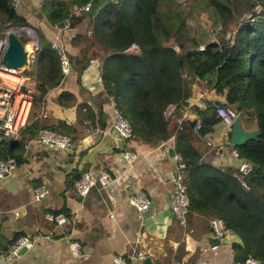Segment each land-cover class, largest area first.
Listing matches in <instances>:
<instances>
[{"label": "crops", "instance_id": "crops-1", "mask_svg": "<svg viewBox=\"0 0 264 264\" xmlns=\"http://www.w3.org/2000/svg\"><path fill=\"white\" fill-rule=\"evenodd\" d=\"M33 2L39 4V0H30ZM16 11L28 23L36 24L28 18L27 9ZM36 22L41 33L54 40L53 27L44 19ZM77 32L70 26L59 33L69 56V70L58 86L47 89L43 103L33 107L31 115V121L41 119L50 129L59 127L71 137L73 149H49L36 137L29 138L27 132L17 138L22 141L19 161L0 182V264H114L115 257L126 264H234L231 234L217 241L211 219L194 215L180 224L170 212V178L177 164L175 134L168 132L162 140L146 143L121 139L112 129L114 102L100 77L106 51L91 40V50L85 51L89 61L81 69L76 63V59L82 63L79 47L72 42ZM215 102H223L221 96L195 86L175 130L199 119V113ZM241 125L245 131L256 130L253 121L247 125L241 121ZM228 133L221 120L209 134L191 138L202 161L237 169ZM125 152L135 154L134 162L124 160ZM102 170L112 177L110 184L79 196L73 186L75 177ZM41 185L48 193L35 201V189ZM134 193L150 200L147 211L138 213L129 205L128 197ZM49 212L64 213L69 222L62 226L51 223L46 219ZM18 236L33 237L34 244L14 261H6L4 251ZM74 241L79 243L78 258L70 250ZM212 246L217 249L212 251ZM138 252L143 253V259L135 258ZM220 256L223 261L218 262Z\"/></svg>", "mask_w": 264, "mask_h": 264}, {"label": "trees", "instance_id": "trees-1", "mask_svg": "<svg viewBox=\"0 0 264 264\" xmlns=\"http://www.w3.org/2000/svg\"><path fill=\"white\" fill-rule=\"evenodd\" d=\"M247 1L249 16L233 21L229 39L222 37L199 46L192 39L194 47L177 42L167 45L171 34L158 16L161 0H41L38 4L49 25L68 20L78 30L72 40L73 46L79 47L82 63L76 59L78 67L83 69L88 63L86 52L93 41L106 51L100 64L102 86L132 127L131 139L155 143L168 132L175 134L174 150L185 163L187 218L201 215L222 220L233 238L234 264H242L248 257L264 262V0ZM88 2L89 10L81 11ZM194 3L213 13L219 26L226 24L235 10L221 0ZM256 5L258 11L252 9ZM200 13L199 9L196 14ZM23 26L29 23L16 11L13 0H0V33L8 27ZM131 44L137 48L129 49ZM25 75L36 85L33 106H40L47 89L58 86L64 77L58 52L41 32L32 71L26 70ZM198 84L221 96L225 108L241 114L243 123L253 121L259 132L256 139L233 146L239 157L253 166L249 174L241 176L245 186L234 175L236 170L202 161L192 143V137H204L221 122L217 107L208 104L199 113L196 132L190 121L175 130L182 107L191 100ZM170 104L176 109L165 116ZM49 127L44 120L30 119L20 134L27 132L34 138L42 129L63 133L59 127ZM21 147V140L0 141V160L19 161Z\"/></svg>", "mask_w": 264, "mask_h": 264}, {"label": "built area", "instance_id": "built-area-1", "mask_svg": "<svg viewBox=\"0 0 264 264\" xmlns=\"http://www.w3.org/2000/svg\"><path fill=\"white\" fill-rule=\"evenodd\" d=\"M90 8V3H85L80 10L87 11ZM68 20L58 22L52 25L56 31L54 40L51 41V48L56 50L59 54L60 66L63 73L69 70L68 55L66 54L61 41L59 40V33L69 28ZM20 28V27H19ZM14 32L18 39H25V44L31 43V52L27 57L26 65L29 64L34 50L39 47V37L35 31L29 26H23L19 30L9 27L3 33H0V141H9L19 138L20 131L23 129L31 119L33 110L34 96L36 95L35 83L25 75L26 65L22 68L14 69L6 66L3 61V55L8 46L7 34ZM135 44H131L129 49H136ZM176 109V105L170 104L164 111L165 116H171ZM217 116L226 124L228 129H231L233 119L237 116L225 107H217ZM195 132L200 127L198 119L195 120ZM112 129L121 139L128 140L132 138V127L126 119L114 108ZM35 140L47 146L49 149L60 150L64 152H71L73 149V141L67 134L55 132L49 129H42ZM233 147V146H232ZM230 155L238 160L236 173L234 174L245 186L241 176L249 174L253 166L252 164L239 157L237 150L231 148ZM123 158L127 163L134 162L136 156L134 153L125 152ZM176 160V169L170 178L172 184V193L169 198L170 212L175 220L184 224L187 219L189 196L186 186L184 184V169L185 163L179 154L174 156ZM17 161L13 158L0 160V182L8 175L16 166ZM112 177L110 174L102 170L98 174L84 172L74 181L73 186L79 196L84 197L93 188H104L110 184ZM48 193L46 187L41 185L35 189V201L42 200ZM128 203L138 213L147 211L150 208V200L141 193H134L128 197ZM46 219L56 225L62 226L69 222V219L64 213L49 212L46 214ZM212 227L213 239L217 241L223 240L226 236L231 234V231L225 227L222 220L213 218L210 221ZM34 244V238L29 236H18L14 239L4 251V259L6 261H14L20 255L21 249H29ZM217 246H212L211 250L215 251ZM70 250L75 257H80L79 243L74 241L70 243ZM137 259H143L144 255L141 252L136 254ZM114 264H126L121 257L114 258ZM242 264H264V262L252 257H248Z\"/></svg>", "mask_w": 264, "mask_h": 264}, {"label": "rangeland", "instance_id": "rangeland-1", "mask_svg": "<svg viewBox=\"0 0 264 264\" xmlns=\"http://www.w3.org/2000/svg\"><path fill=\"white\" fill-rule=\"evenodd\" d=\"M40 1L41 0H39V2ZM221 1L229 7H234L235 10L231 15L230 19L226 22V24L225 22H223V24L221 23V25L219 26V24L215 22V17L213 13H211L204 6L196 5L194 3V0H175V2H173V0H161L162 5L160 7V11L158 12V16L162 19L163 25L166 27L167 30H169L171 34L170 40L167 43V45H174L177 42V44H181L186 47H190V46L194 47L195 45L192 43L193 42L192 39H195L198 46L208 43L210 41H216V42L220 41L222 37H224L225 40L229 39L230 31L228 29L233 28V21H235L236 19H240V18L243 19L244 17H247L248 15L247 9H251L250 3L247 0H221ZM13 4L15 9L16 8L21 10L27 9L28 18L31 20V22L36 23V24L29 23V27H31L39 37V32H41V27L38 25V22L36 21L43 19L41 13L39 12V6L35 2L30 3V0H13ZM199 9L201 12L200 16L196 14V12L199 11ZM252 9L258 11V5H256V7H252ZM243 13L244 15H242ZM84 21H87V19L85 20L84 18ZM13 28L15 30L21 29V27L20 28L13 27ZM7 29H5L4 31H6ZM225 30L227 31L225 32V34H223ZM69 33H73V32L71 31ZM59 37H60L59 40L63 42L61 36ZM52 39L53 38H51V40ZM25 41L27 40L21 39L22 43H24ZM35 51L36 50H34V54L31 60L29 61V64L26 65L27 70L32 71ZM29 78L34 82L33 78H31L30 76ZM33 107L37 108V106H33ZM222 124L219 125V128L223 127L224 124L223 125ZM192 138L194 139L195 136ZM217 259L218 262L219 259L220 262L223 261L222 256H220Z\"/></svg>", "mask_w": 264, "mask_h": 264}, {"label": "water", "instance_id": "water-1", "mask_svg": "<svg viewBox=\"0 0 264 264\" xmlns=\"http://www.w3.org/2000/svg\"><path fill=\"white\" fill-rule=\"evenodd\" d=\"M8 46L3 55V63L14 69L22 68L26 65L27 57L24 44L18 39L14 32L10 31L7 34ZM212 106L215 107H225L224 102H215ZM195 121L190 122V126L193 127ZM258 130L245 131L241 125V114H238L232 122L229 135V144L232 146H242L248 141L254 140L258 137ZM25 249H21V253Z\"/></svg>", "mask_w": 264, "mask_h": 264}, {"label": "bare ground", "instance_id": "bare-ground-1", "mask_svg": "<svg viewBox=\"0 0 264 264\" xmlns=\"http://www.w3.org/2000/svg\"><path fill=\"white\" fill-rule=\"evenodd\" d=\"M25 49H26V55L29 56L31 52V43L28 42V44H25Z\"/></svg>", "mask_w": 264, "mask_h": 264}]
</instances>
